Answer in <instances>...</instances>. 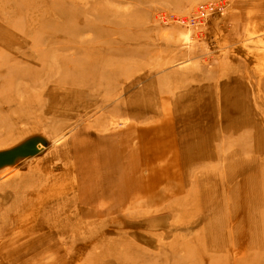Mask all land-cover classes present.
I'll return each mask as SVG.
<instances>
[{"label":"rangeland","instance_id":"rangeland-1","mask_svg":"<svg viewBox=\"0 0 264 264\" xmlns=\"http://www.w3.org/2000/svg\"><path fill=\"white\" fill-rule=\"evenodd\" d=\"M31 138L0 264H264V0H0V151Z\"/></svg>","mask_w":264,"mask_h":264},{"label":"water","instance_id":"water-1","mask_svg":"<svg viewBox=\"0 0 264 264\" xmlns=\"http://www.w3.org/2000/svg\"><path fill=\"white\" fill-rule=\"evenodd\" d=\"M38 144H40L38 138H31L11 149L0 151V167L9 165L19 158L34 156L40 153Z\"/></svg>","mask_w":264,"mask_h":264},{"label":"built area","instance_id":"built-area-1","mask_svg":"<svg viewBox=\"0 0 264 264\" xmlns=\"http://www.w3.org/2000/svg\"><path fill=\"white\" fill-rule=\"evenodd\" d=\"M219 3H221V1H211V2H208V3H204V4L198 5L191 12V15L193 16V19L196 20V21H198V17H201L200 19H202L203 17H205V16H203L202 12L208 13L207 9H212V8H214L215 5H217ZM214 11H215V9H214ZM212 12H213V10H211L209 12V14L212 13ZM167 14L168 13H166V12L162 13L163 22H165V23H169L170 21H178L179 19H180V23L185 21L184 18H179V17H176V19H174V20H170Z\"/></svg>","mask_w":264,"mask_h":264},{"label":"bare ground","instance_id":"bare-ground-1","mask_svg":"<svg viewBox=\"0 0 264 264\" xmlns=\"http://www.w3.org/2000/svg\"><path fill=\"white\" fill-rule=\"evenodd\" d=\"M38 147H40V144H38ZM81 152L80 151H78L75 155H76V159L79 157V154H80ZM77 161H79V160H77ZM93 163H94V161H93ZM94 165H95V163H94ZM77 166H79V173L81 172V169H82V162L80 163V164H78L77 163ZM79 189L77 190L78 191V193H77V195L75 196L76 198V201L79 203V204H81V203H88L89 204V202L90 203H92L94 200H100L101 198H100V196L101 195H99V194H96V196L92 199V198H90V200L89 201H85V199L83 198V196H85L86 194H88V192H87V190H88V187H87V185H82V184H80L79 185ZM85 188V192H83V190L84 189H82V188ZM92 196V195H91ZM87 199V198H86ZM70 201V200H69ZM75 202V201H74ZM76 205V204H75ZM57 208V207H56ZM56 210V209H55ZM71 213V212H70ZM56 214V213H55ZM59 215H61V214H59ZM75 216V215H74ZM56 217V216H55ZM65 218H67V217H65ZM68 219V218H67ZM68 220H70V219H68ZM68 220H67V222H68ZM58 221V220H57ZM64 221V220H63ZM64 222H66V221H64ZM66 226V225H65ZM54 227V226H53Z\"/></svg>","mask_w":264,"mask_h":264}]
</instances>
